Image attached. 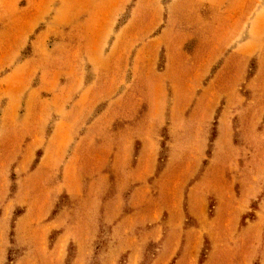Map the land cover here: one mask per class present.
Masks as SVG:
<instances>
[{
  "label": "rangeland",
  "instance_id": "rangeland-1",
  "mask_svg": "<svg viewBox=\"0 0 264 264\" xmlns=\"http://www.w3.org/2000/svg\"><path fill=\"white\" fill-rule=\"evenodd\" d=\"M0 264H264V0H0Z\"/></svg>",
  "mask_w": 264,
  "mask_h": 264
},
{
  "label": "crops",
  "instance_id": "crops-1",
  "mask_svg": "<svg viewBox=\"0 0 264 264\" xmlns=\"http://www.w3.org/2000/svg\"><path fill=\"white\" fill-rule=\"evenodd\" d=\"M203 7L206 9V11H205L206 13L204 15H200V17H198V23H199L198 26H201V27H199L200 30L205 29V30L213 31L214 26H212V23L214 20L220 18V19H223V21H226L228 18L234 17V15H232L233 13L230 12V10H228V9L225 10L224 12H222V14L219 13L220 14L219 15L218 14L219 8H217L218 6H215V4H213V3H211L210 5H203ZM206 14H207L208 18H206ZM215 16L218 18H216ZM87 23H88V21L85 22V25H87ZM149 25H150V27H153V20L150 21ZM10 85L14 86L13 83H11Z\"/></svg>",
  "mask_w": 264,
  "mask_h": 264
}]
</instances>
